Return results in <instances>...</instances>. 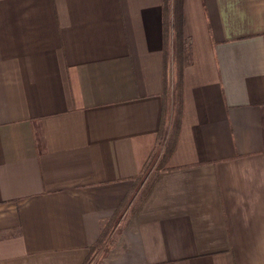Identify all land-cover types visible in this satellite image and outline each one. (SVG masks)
I'll use <instances>...</instances> for the list:
<instances>
[{
    "label": "crops",
    "instance_id": "obj_1",
    "mask_svg": "<svg viewBox=\"0 0 264 264\" xmlns=\"http://www.w3.org/2000/svg\"><path fill=\"white\" fill-rule=\"evenodd\" d=\"M173 1L0 0V264H264V0L180 1L178 85Z\"/></svg>",
    "mask_w": 264,
    "mask_h": 264
},
{
    "label": "trees",
    "instance_id": "obj_2",
    "mask_svg": "<svg viewBox=\"0 0 264 264\" xmlns=\"http://www.w3.org/2000/svg\"><path fill=\"white\" fill-rule=\"evenodd\" d=\"M182 0H174V28L176 29V56H177V66L178 67V79L176 80L177 81V85L180 83V70H181V54L182 53V29L180 28L181 27V24H182V20H183V16L181 15L182 14V8H181V2ZM172 148H169L166 150L165 152V156L167 157L170 153Z\"/></svg>",
    "mask_w": 264,
    "mask_h": 264
},
{
    "label": "rangeland",
    "instance_id": "obj_3",
    "mask_svg": "<svg viewBox=\"0 0 264 264\" xmlns=\"http://www.w3.org/2000/svg\"><path fill=\"white\" fill-rule=\"evenodd\" d=\"M166 150L163 152V156L165 154ZM161 156V155H160ZM158 157V156H157ZM156 157V158H157ZM160 158V157H159ZM148 174L149 172L144 176V178L142 179L141 185H139L138 187V191L133 195V198L129 199V206H134L136 204L137 198L140 197L142 191L144 190L145 186L147 185L149 179H148Z\"/></svg>",
    "mask_w": 264,
    "mask_h": 264
}]
</instances>
